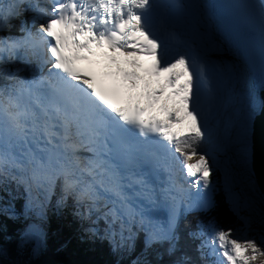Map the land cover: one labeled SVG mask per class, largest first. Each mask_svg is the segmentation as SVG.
Instances as JSON below:
<instances>
[{
	"label": "snow or ice",
	"instance_id": "snow-or-ice-1",
	"mask_svg": "<svg viewBox=\"0 0 264 264\" xmlns=\"http://www.w3.org/2000/svg\"><path fill=\"white\" fill-rule=\"evenodd\" d=\"M215 7L0 0V191L9 198L0 213L33 220L18 247L31 240L39 254L55 196L57 211L70 206L88 238L114 253L130 252L143 232L131 264H152L154 245L167 264H264V229L249 236L240 215L256 207L252 173L241 178L217 159L233 131L249 151L258 105L237 85L258 66L264 86V0L218 6L223 49L211 34ZM245 95L250 104L233 107ZM218 191L241 228L213 215ZM259 215L264 225V196Z\"/></svg>",
	"mask_w": 264,
	"mask_h": 264
},
{
	"label": "trees",
	"instance_id": "trees-1",
	"mask_svg": "<svg viewBox=\"0 0 264 264\" xmlns=\"http://www.w3.org/2000/svg\"><path fill=\"white\" fill-rule=\"evenodd\" d=\"M220 178V172L216 174ZM218 187H220L218 185ZM22 192V189H21ZM15 194V193H14ZM222 192L218 191L216 197L218 208L213 215L226 225L236 222V214L231 210L228 202L221 199ZM0 205L8 201L5 193L0 191ZM56 197L49 206V220L47 221V231L43 237L42 247L39 254L33 255V241H28L22 247H18L20 240L19 230L23 227V220L20 216L10 219L0 213V246L4 248L11 261L8 264H131V262L142 252L144 247V233L140 232L135 240V246L130 252L123 254L114 253L107 240L89 239L83 230H80L82 223L71 214V207L62 208L59 211L55 208ZM17 213H22L24 199L21 195L15 201ZM70 205V201H69ZM200 218H205V214H199ZM195 217L189 216L188 221L194 226ZM185 224L182 222V228ZM163 252V247L154 245L149 249L147 259L152 264H167L170 257L164 254L159 257L156 252ZM209 261L212 257L207 258ZM20 260V262H19Z\"/></svg>",
	"mask_w": 264,
	"mask_h": 264
},
{
	"label": "bare ground",
	"instance_id": "bare-ground-1",
	"mask_svg": "<svg viewBox=\"0 0 264 264\" xmlns=\"http://www.w3.org/2000/svg\"><path fill=\"white\" fill-rule=\"evenodd\" d=\"M176 2L178 4H191V3H198V4H205L208 5V0H176ZM218 21V18H214L212 23H213V31H212V35L213 37L217 38L218 41L221 44V48H225L226 45L224 44V42L221 40V38L219 37L218 33L216 32V23ZM213 55H211V58L214 60L220 59L222 56V53H217V52H213ZM223 58L226 60H233L235 59L238 62H243L242 58L240 57L239 54L233 55V54H227V55H223ZM248 84L249 87L247 86L245 89V93H247L248 90H251L254 93L255 99L257 101V105L258 107L256 108V112L255 114H257L260 110V104H262V99L260 98L258 92H256L252 81H251V76L249 74L248 76ZM240 86V85H237ZM250 104V100L248 99L247 95H245L243 98H240L237 101V108H240L241 106L247 107ZM251 145V143H250ZM250 153H251V148L249 147V151L246 154L245 150H244V144L236 139V135H235V131H233L232 134V138H231V142L227 145V149L226 152H219L217 153L219 156H221L223 159L225 157H227L229 159V162L232 163L234 169L236 170V173L243 178L244 176L247 175L248 171H251L250 168ZM193 162V161H192ZM252 173V172H251ZM252 181H253V185H254V196H255V200H256V207L255 210H249V209H244L242 208L241 211L243 212V214H245V216H249L250 217V227L253 226H258L260 227V229H264V225L261 224V219H260V215H259V210H260V198L261 196H264L260 193V191L258 190L256 184H255V180L252 174ZM47 217H45L44 219H46ZM30 221L32 222V218L29 217L27 218V223L29 224Z\"/></svg>",
	"mask_w": 264,
	"mask_h": 264
},
{
	"label": "water",
	"instance_id": "water-1",
	"mask_svg": "<svg viewBox=\"0 0 264 264\" xmlns=\"http://www.w3.org/2000/svg\"><path fill=\"white\" fill-rule=\"evenodd\" d=\"M249 74L256 92H258L262 103H264V86L260 83L258 68H256V71L251 69ZM250 143L251 172L258 190L264 195V107H260L259 112L254 116Z\"/></svg>",
	"mask_w": 264,
	"mask_h": 264
},
{
	"label": "rangeland",
	"instance_id": "rangeland-1",
	"mask_svg": "<svg viewBox=\"0 0 264 264\" xmlns=\"http://www.w3.org/2000/svg\"><path fill=\"white\" fill-rule=\"evenodd\" d=\"M215 38V37H214ZM210 55H213L212 53L210 54ZM249 83V82H248ZM240 84V86H237V90L238 91H242V92H244L245 91V89H246V87L248 86L249 87V85L250 84ZM240 98L238 97V98H236L234 101H233V107H235V108H237V101L239 100ZM217 159L218 160H223V158L221 157V156H219L218 154H217ZM193 162H195V159H193ZM230 163V162H229ZM230 166L232 167V169L234 170V172L236 173V170L234 169V167H233V165H232V163H230ZM48 213V212H47ZM240 215L241 216H245V214H243V212L242 211H240ZM21 218H22V220H23V227L19 230V232H20V235H21V233H22V231L28 226V223H27V218H25L23 215H19ZM46 221H45V219H43V221H41V223H40V225L42 226V225H44V232H43V234H45L46 233V230H45V228H46V226H47V221L49 220V216H47L46 215ZM249 217V216H248ZM250 218V217H249ZM236 222L234 223V224H231V226H233V227H235V228H241L242 227V221L241 220H239V218L236 216ZM33 222V221H32ZM31 221H30V223H32ZM79 222H81V221H79ZM29 223V224H30ZM82 223V222H81ZM46 225V226H45ZM88 225H87V222H83V224H82V226H80V230H83L85 227H87ZM262 229H260V227H258V226H253V227H250V230L248 231V235L249 236H251V235H253V234H257V233H259L260 231H261ZM238 234H240V235H242L243 233H238ZM44 237V236H43ZM29 241H31V240H29ZM28 242V241H27ZM0 249H3V252H0V264H8L9 262L8 261H11V259H10V257L8 256V254H7V252H6V250L4 249V248H2V246H0ZM213 259V258H212ZM19 262H20V260H19ZM13 264H15V263H13Z\"/></svg>",
	"mask_w": 264,
	"mask_h": 264
}]
</instances>
